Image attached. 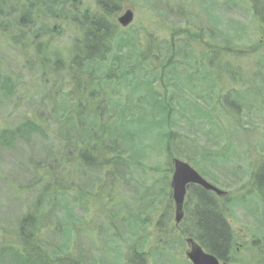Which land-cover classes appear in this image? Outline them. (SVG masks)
Instances as JSON below:
<instances>
[{"label":"rangeland","instance_id":"1","mask_svg":"<svg viewBox=\"0 0 264 264\" xmlns=\"http://www.w3.org/2000/svg\"><path fill=\"white\" fill-rule=\"evenodd\" d=\"M16 1L14 6L21 2ZM80 1L82 8L99 10L93 0ZM157 1L165 3L167 0H129L111 20L125 32L139 33L141 39L146 38L145 33H150L155 43L172 39L177 43L178 39L184 38L186 46H190L186 55L179 57L182 53H170L178 73L184 68L183 65L180 67L177 60L183 59L191 64L194 60L193 64L202 72L200 76H204V70L211 71L216 68L220 71L221 66H228L229 70L237 69V79L232 80L226 74L221 78H229H223L222 81L220 78L219 83L223 93L228 87H232L229 86L232 83H239L236 86L238 88L244 82L247 83L246 88L238 89L230 97L256 103L249 111L242 110L240 113L239 120L245 128H231L227 125V119H216L213 116L221 125V128L215 129L202 117L201 122L187 120L190 114L188 110H185L184 118H180L175 112L174 115L177 114L175 117L179 121L172 126L163 127L161 131V136L169 132L175 134L170 141L173 156L169 157L166 153L165 149L168 147L163 144L165 142H154L150 137L140 146V150L144 149L136 163L131 162L129 169L122 164H112L111 168L96 166L85 169L77 160L75 132H70L66 138L63 135L64 144L61 143V137L59 138L62 135L58 121L67 120V116L73 114L74 106L67 95L72 91L70 75L65 68L51 71L52 68L48 65L53 53L58 52L61 57L66 53L72 43V27L64 24L62 20L53 26L54 31L50 37L52 43L51 46L49 44V53L45 56L48 60H43L42 54L34 53L30 44L29 47L26 43L24 45L18 42V46L9 44L0 33V78L11 87L9 95L0 93V248L7 244L15 249L19 248L20 243L16 239L17 220L26 214L31 203V198L26 194L29 193L25 188L26 183L34 180L36 176L42 182L45 181L48 172L53 173L55 167L57 177L55 175L52 182L63 185L62 187L58 184L60 191H65L66 186L72 184L73 192H70L68 199L73 202L69 205L66 200L63 201V204L70 206L69 215L59 212L57 216L55 209L50 211V216L46 219L48 228L44 229V233L50 235L59 229V234L49 237L48 241L60 243L63 224L64 227L76 228L70 234L68 242L71 248L68 254L78 264H132L126 255L132 243L143 244V251L147 253L143 258H136L139 261L137 264H192L184 253L187 246L184 242L185 236L182 237L178 231L180 222L176 224L174 220L170 176L173 170L171 158L175 157L187 162L198 172V166L186 157H192L196 164L202 160V154H197V157L192 154L196 145L206 148L208 146L214 150L225 145L231 153L226 164H221L220 159L215 160L219 163L215 167L209 166V159L202 164L204 168L209 167V173L203 176L208 182L233 195H240L250 186L252 171L258 166L257 156L252 150L255 146L258 150L264 147V102L261 103L263 97L258 91L264 81V23L253 15L249 0L235 3L226 0H168L174 8L165 13L160 11L163 5L160 6ZM177 5H181L183 9L179 14ZM127 7L132 9L134 20L130 25L122 27L117 22ZM149 47L157 56L152 61L154 72L148 76L147 81L151 82L159 94L170 93L173 84L168 81L169 74L163 75L161 80L156 77L169 47L165 48L164 42L157 47ZM225 47H229L228 53L219 52L210 60L208 53L216 51L217 48L224 50ZM188 65L190 64L186 67ZM193 82L194 88L186 85L178 94V103H183L182 99L185 98L190 102L195 101L206 111L209 105L199 97L206 88L203 89L196 79ZM139 92L144 96L143 88ZM123 93L121 100H126L127 92ZM76 94L74 91L71 95ZM213 96H208L212 104ZM105 109L107 106L103 110ZM112 119L116 120L114 116ZM33 122L36 125L35 130L25 129L26 123L32 126ZM16 129L21 131L17 133ZM13 131L15 132L11 136ZM223 134L225 137H222ZM71 140L74 142L70 145ZM147 143L151 147L146 146ZM47 146L50 153L45 150ZM45 166L50 170H44ZM147 202L152 204L147 209L148 213L145 211ZM239 206H233L228 216L232 231V261L229 264H258L255 256L257 247L252 241L264 236V208L259 206V212L253 215L247 207ZM140 207L144 211L143 215L139 214ZM135 217L145 221L143 227L138 226ZM174 239L177 242L172 243ZM6 256L7 254L4 258L1 256L0 264H7Z\"/></svg>","mask_w":264,"mask_h":264},{"label":"trees","instance_id":"2","mask_svg":"<svg viewBox=\"0 0 264 264\" xmlns=\"http://www.w3.org/2000/svg\"><path fill=\"white\" fill-rule=\"evenodd\" d=\"M14 1L0 0V33L9 44L18 46V42L24 45L26 43L28 47L30 44L34 53L42 54V59L48 60L45 56L49 53L52 43L50 37L54 31L53 26L62 20L74 31L71 38L72 43L64 56L61 57L58 52L53 53L54 56L49 59L52 60L48 65L52 68L51 71L65 68L70 75L72 91H69L67 95L74 106L73 114L68 115L65 111L67 113L65 116L68 115V119L58 121L62 135L59 138L61 137V143L64 144L63 138H66L70 132H75V142L71 140L69 143L71 145L74 142V146L77 147V160L81 167L85 169L96 166L111 168L112 164L119 166L122 164L129 169L131 162L132 164L136 163L137 157L144 149L140 150V146L144 145L145 139H150V137L154 142L159 140L165 142L163 144L168 147L165 149L166 153L169 157L173 156L170 141L172 138L174 139L175 134L169 132V134L164 133L161 136V131L164 129L163 127L172 126L174 122L179 121L175 117L177 114L174 115L175 112L179 114L180 118H184L185 110H188L190 114L187 116V120L201 122L200 117H202L215 129L221 128V125L215 121L214 117L227 119V125L229 124L231 128L237 130L240 127L241 129L245 128L240 123V113L242 110L249 111L251 106L256 103H247L244 100H235L230 97L235 95L238 89L246 88L247 83L244 82V85L241 83L240 88L236 87L239 83H232L229 85L232 87H228L224 93L221 92L223 89L219 83L221 76H226V74L232 80L237 79L235 76L239 77V71L233 68L229 70L228 66L220 67L217 63V66L221 68L220 71L216 68L211 71L204 70V76H200L199 74L202 72L193 64L194 60L191 64L188 60L183 59L177 60L181 64L180 67L183 65L184 68L182 72L178 73L174 68L175 61L170 53H182L179 57L186 55V50L190 46H186L184 38L178 39L177 43L173 39L170 41L161 40L164 42L165 48L169 47V52L163 56L164 60L160 64L161 70L156 77L161 80L163 75L169 74L168 81H172L173 87L170 93L161 92L162 94H159L155 90V87L147 79L154 72L152 61L155 60L157 53H154L149 46L157 47L161 42L155 43L154 37L150 33H145L146 38L141 39L139 33L125 32L111 20L129 0H93L98 11H93L90 7L82 8L80 0H21L17 6H14L17 2ZM226 1L235 3L240 0ZM249 1L252 3L253 15L264 23V0ZM158 4L163 5H160L162 13L174 8L168 0L165 3L158 2ZM177 9L178 14L183 10L181 5H177ZM228 48L225 47L224 50L217 48L216 51L207 55L210 60H213L219 52H227ZM231 50L234 52L232 48ZM204 56L206 57V54ZM187 64L190 65L186 67ZM185 67L188 69L186 70ZM213 73L216 74L212 75ZM195 79L198 80L200 86H203V89L206 88L204 93L199 94L204 103L209 105L206 111L200 108L195 101L190 102L185 98L182 99L183 103H178L180 98L177 97L178 94L184 90L186 85H191L194 88L193 80ZM261 84L258 91L263 97L262 103L264 102V81ZM140 88L144 89V96L139 94ZM74 91L77 94L72 96ZM124 91L127 92V98L121 100ZM0 93L7 95L11 93L10 84L1 78ZM210 94L214 95V99L211 98L215 102L213 104L208 99ZM59 96L62 95L59 94ZM106 106L107 109L103 110ZM102 107L103 109H101ZM113 116L115 121L112 119ZM24 126L25 129L31 131L36 128L34 122L32 126L27 123ZM15 131L19 133L21 130L16 129ZM15 131L11 132V136ZM222 137H225V134ZM145 145L151 147L149 143ZM193 149L194 157L200 153L202 160L196 164L192 157H186L187 160L198 166V172L202 176L209 173V167L204 168L202 165L206 160L209 159V166L215 167L219 164L215 160L220 159L221 164H226L231 156L225 145L218 150L198 145ZM45 150L50 153L48 146L45 147ZM252 152L257 156L258 166L252 171L250 186L240 195L226 192L225 195L217 196L211 190L208 191L199 185H190L185 196L182 208L184 215L178 224L180 226L178 231L182 237H191L206 252L213 253L220 262L232 261L230 258L232 231L228 224V216L232 212L233 206H245L253 215L259 212V206L264 208V147L262 150H258L255 146ZM43 168L50 170L46 166ZM58 168L60 169V167ZM48 173L43 182L39 176H36L35 179L33 178L34 180L26 183L25 188L29 191L26 194L31 198L33 205L30 203L26 214L17 220L16 239L19 240V248L15 249L9 244L4 246L5 249L0 248V258L1 256L4 258L7 254V264H78V261L68 254L71 248L68 242L70 234L76 228L64 227L65 224H63V237L60 243L48 241L49 237L59 234V229L50 235L47 234L48 236L44 233V229L48 228L46 219L47 216H50V211L55 209L56 215L59 212L69 215L70 206L63 204V201L66 200L69 205L73 202L68 199L71 195L70 192H73V185L68 184L65 191H60L58 185L60 183L52 182L57 174V167L54 168L53 173ZM152 204L147 202L146 213ZM168 207L170 208V206ZM140 211L139 214L143 215L144 211L141 207ZM60 218L62 217L60 216ZM135 222L139 224V227H143L145 223L138 217H135ZM261 238L252 241V244L257 247L255 256L258 264H264V236ZM171 242L177 241L174 239ZM143 247V244L132 243L129 252L126 253L129 263L137 264L139 261L136 258H143L147 254L143 251ZM115 264L118 263L115 262Z\"/></svg>","mask_w":264,"mask_h":264},{"label":"water","instance_id":"3","mask_svg":"<svg viewBox=\"0 0 264 264\" xmlns=\"http://www.w3.org/2000/svg\"><path fill=\"white\" fill-rule=\"evenodd\" d=\"M134 19L133 12L130 8H127L118 18V22L122 27H126ZM173 171L171 174L170 188H172L171 197L174 202V220L176 224L181 222L183 217V204L185 201V195L189 185H199L206 190L213 191L217 196L224 195L225 191L218 189L216 186L208 182L203 176H201L191 165L178 158L173 161ZM187 243L186 258L192 264H222L217 257L212 253L206 252L202 246H200L191 237L185 240ZM223 264H229L223 262Z\"/></svg>","mask_w":264,"mask_h":264},{"label":"bare ground","instance_id":"4","mask_svg":"<svg viewBox=\"0 0 264 264\" xmlns=\"http://www.w3.org/2000/svg\"><path fill=\"white\" fill-rule=\"evenodd\" d=\"M176 158V157H175ZM175 158H171V166L174 168V166H173V161L175 160ZM173 171V170H172ZM171 177V176H170ZM190 186V185H189ZM189 186H188V188H187V192H188V189H189Z\"/></svg>","mask_w":264,"mask_h":264}]
</instances>
